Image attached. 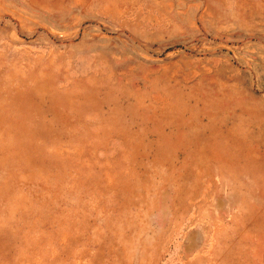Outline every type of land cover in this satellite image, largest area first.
Listing matches in <instances>:
<instances>
[{
  "label": "rangeland",
  "instance_id": "1",
  "mask_svg": "<svg viewBox=\"0 0 264 264\" xmlns=\"http://www.w3.org/2000/svg\"><path fill=\"white\" fill-rule=\"evenodd\" d=\"M0 264H264V0H0Z\"/></svg>",
  "mask_w": 264,
  "mask_h": 264
}]
</instances>
